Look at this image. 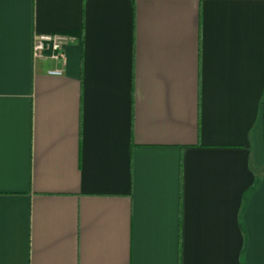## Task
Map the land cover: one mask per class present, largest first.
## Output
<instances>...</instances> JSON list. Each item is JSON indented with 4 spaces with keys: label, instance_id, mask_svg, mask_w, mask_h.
<instances>
[{
    "label": "crops",
    "instance_id": "obj_1",
    "mask_svg": "<svg viewBox=\"0 0 264 264\" xmlns=\"http://www.w3.org/2000/svg\"><path fill=\"white\" fill-rule=\"evenodd\" d=\"M263 97L264 0H0V264H264Z\"/></svg>",
    "mask_w": 264,
    "mask_h": 264
},
{
    "label": "built area",
    "instance_id": "obj_2",
    "mask_svg": "<svg viewBox=\"0 0 264 264\" xmlns=\"http://www.w3.org/2000/svg\"><path fill=\"white\" fill-rule=\"evenodd\" d=\"M71 42V38L67 35L55 34L36 36L33 44V59L37 61L52 60L59 67L48 70L50 76H61L63 74L62 67L67 62L66 47ZM47 51L50 54L47 55Z\"/></svg>",
    "mask_w": 264,
    "mask_h": 264
},
{
    "label": "trees",
    "instance_id": "obj_3",
    "mask_svg": "<svg viewBox=\"0 0 264 264\" xmlns=\"http://www.w3.org/2000/svg\"><path fill=\"white\" fill-rule=\"evenodd\" d=\"M263 101H264V97H263Z\"/></svg>",
    "mask_w": 264,
    "mask_h": 264
}]
</instances>
